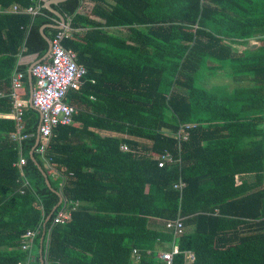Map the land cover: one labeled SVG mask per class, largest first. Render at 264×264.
Returning <instances> with one entry per match:
<instances>
[{
    "label": "trees",
    "instance_id": "1",
    "mask_svg": "<svg viewBox=\"0 0 264 264\" xmlns=\"http://www.w3.org/2000/svg\"><path fill=\"white\" fill-rule=\"evenodd\" d=\"M14 5L41 14L0 13L6 112L14 71L28 72L19 58L45 57L42 28L52 39L62 22L44 0H0ZM53 8L70 25L64 47L88 73L68 95L74 122L55 128L44 153L36 108L27 105L23 141L10 138L15 119L0 118V264L27 260L28 230H40L36 257L44 231L51 234L52 264H132L136 248L137 264H166L159 251L170 244L173 264H264V0H66ZM218 73L231 82L208 86ZM184 124L191 128L180 144ZM166 152L174 162L160 167ZM62 198L83 205L57 224ZM178 218L188 228L174 238L165 222Z\"/></svg>",
    "mask_w": 264,
    "mask_h": 264
},
{
    "label": "built area",
    "instance_id": "2",
    "mask_svg": "<svg viewBox=\"0 0 264 264\" xmlns=\"http://www.w3.org/2000/svg\"><path fill=\"white\" fill-rule=\"evenodd\" d=\"M0 12H3L1 7ZM8 12H26L33 15H38L40 13L39 9L33 7L22 9L18 5L12 6ZM66 29L69 30V25L66 26ZM66 35V32H61L53 40L50 62L39 63L32 68V75L36 79L32 94V103L40 112V135L41 138L45 139L39 147L38 151L40 153H44L49 147L55 128L61 125L68 126L73 123L74 116L78 110L74 105L68 103L67 98L70 92L77 91L82 87L87 75V69L77 63L76 54L63 46V40L67 37ZM25 77V72L20 70H16L12 77L13 91L10 96L13 100V109L18 123V131L13 132L10 136L14 141H23L28 137L22 124L27 104L18 96V91L22 88ZM190 128V124L180 126L176 133V137L180 140V144L188 140V130ZM123 149L128 150V147L123 146ZM172 162H174L173 156L166 152L165 155L162 156L159 166L163 167L167 163ZM16 164L22 171L23 166L26 164V159L21 157ZM69 205L70 203L66 201L64 209L59 212L58 216L55 218L56 223H64L69 219L70 214L65 210ZM166 227L168 230L173 231L175 237H178L184 231V224L180 219L177 221H167ZM34 237V232L29 231L27 233V239L23 243L24 251H29ZM133 255L136 258V262H138L140 260L138 251L134 250ZM173 256L174 252L163 251L160 253L161 260L165 261L167 264H172ZM30 263L31 259H27L25 262H18V264Z\"/></svg>",
    "mask_w": 264,
    "mask_h": 264
},
{
    "label": "clouds",
    "instance_id": "3",
    "mask_svg": "<svg viewBox=\"0 0 264 264\" xmlns=\"http://www.w3.org/2000/svg\"><path fill=\"white\" fill-rule=\"evenodd\" d=\"M45 1V3L47 2V0H44ZM1 7V6H0ZM2 8V7H1ZM28 8H30V7H28ZM10 8H8V9H3L2 8V10H3V12H0V13H10V12H8V10H9ZM22 9H26V8H22ZM38 9V8H37ZM15 14H30V13H26V12H20V13H15ZM39 14H41V12L39 13ZM38 14V15H39ZM33 16H37V15H33ZM65 21H64V23L63 22H61V23H58V32L55 34V36H54V38H50V40H51V50H50V56L48 57V58H46V59H50L51 60V52H52V43H53V40L55 39V37L59 34V33H61V32H66V34H67V32H68V30L66 29V26L67 25H69V23H67L66 22V19H64ZM70 26V25H69ZM50 27H53L52 25L50 26ZM45 28H46V26H45ZM43 29V28H42ZM44 31H45V29H44ZM118 32V31H117ZM122 32V31H121ZM45 33V32H44ZM118 34H121L120 32H118ZM67 37H65L64 38V40L66 39ZM63 40V41H64ZM251 41V40H250ZM250 43V42H249ZM64 46V45H63ZM250 46V45H249ZM49 51V50H48ZM47 56V55H46ZM45 56V57H46ZM45 57H43V58H45ZM43 58H36V60H35V62H33L32 64H31V66H28V69H30V73H31V75H32V68L36 65V64H39V63H47V62H44L45 60H42ZM50 60H49V62H50ZM39 61H41V62H39ZM78 63V62H77ZM19 70V69H18ZM22 72H24V71H22ZM88 73V72H87ZM25 74H26V77L27 78H29V71L28 72H25ZM87 76V75H86ZM26 77H25V79H26ZM32 77H33V75H32ZM85 79H86V77H85ZM33 80L35 81L34 82V85H35V83H36V79L33 77ZM86 81V80H85ZM94 82V81H93ZM85 83V82H84ZM34 85H33V88H34ZM84 85V84H83ZM82 85V86H83ZM80 90V89H79ZM28 105V104H27ZM32 106H33V103H32ZM28 107V106H27ZM34 107V106H33ZM35 108V107H34ZM78 110V109H77ZM40 113V112H39ZM78 113V112H77ZM76 113V114H77ZM75 114V115H76ZM74 122V121H73ZM40 124H41V120H40ZM39 128H40V125H39ZM38 128V129H39ZM40 139H41V135H40ZM47 162V165H48V167L49 168H51L52 169V171H53V174H55L56 176H60L63 180H64V177L62 176V174L60 173V172H58L51 164H50V162L47 160L46 161ZM66 201H68L69 203H70V205L69 206H71V207H67L65 210L66 211H68L69 212V214H70V217H69V219H67L65 222H68V221H70V220H72V216H73V212L74 211H77L78 210V208L80 207V206H82L83 205V203H81L80 201H69L68 199H66V198H62V200H61V203H64V202H66ZM64 209V208H63ZM62 211V210H61ZM61 211H59V212H61ZM178 219H180V220H182L181 218H178ZM178 219H174V220H167V221H177ZM167 221L165 222V225L167 224ZM64 222V223H65ZM182 222H183V224H184V231H183V233L181 234V235H179V236H182L183 234H185L186 233V231H187V228L188 227H186V225H185V223H184V221L182 220ZM58 224V223H57ZM59 224H63V223H59ZM166 229H167V227H166ZM168 230V229H167ZM30 230H28L27 232H26V234H25V237H24V239H23V241H22V243H21V247H20V250L21 251H23V253L25 254H27V259H31V263L30 264H32L33 263V260L36 258V259H38L39 258V260H41V262H42V264H52V261H50V259H49V250H50V241H51V234L50 233H48V235H47V238H45V236H46V231H44V234H43V237H42V240H41V246H40V249H39V255L36 257V255H34V249H35V237H36V235L37 234H39L40 233V230L39 231H36V232H34L35 233V237L32 239V242H31V246H30V248H29V251H24V249H23V243L26 241V239H27V233L29 232ZM171 231V230H170ZM172 232V234H173V236H174V238H178V237H175V235H174V233H173V231H171ZM166 247H168V246H170V248L172 249V250H170V251H168V252H174V255L176 254V252H175V249H174V246H173V244H170V245H165ZM134 250H137L138 251V255H140V251L136 248V249H134ZM134 250H133V252H132V264H137V263H139L140 261H141V258H142V256H140V260L138 261V262H136V258H135V256L133 255V253H134ZM163 251H167V250H160L159 251V257H160V253L161 252H163ZM161 259V258H160ZM173 260H174V256H173ZM21 261H23V260H21ZM20 262V261H19ZM165 262V261H164ZM166 263V262H165ZM18 264V263H17ZM167 264V263H166ZM172 264H173V262H172Z\"/></svg>",
    "mask_w": 264,
    "mask_h": 264
},
{
    "label": "crops",
    "instance_id": "4",
    "mask_svg": "<svg viewBox=\"0 0 264 264\" xmlns=\"http://www.w3.org/2000/svg\"><path fill=\"white\" fill-rule=\"evenodd\" d=\"M252 42H254V43H256V44H258L259 45V41L257 40V39H252L251 41H250V43H249V45H251V46H249V47H252L254 44L252 43ZM47 55V54H46ZM38 57V55H27V56H22V57H20L19 58V61H18V65L19 66H31V64L33 63V62H35V60H36V58ZM16 70H18V69H16ZM15 70V71H16ZM14 71V72H15ZM28 71H29V69H28ZM13 75H14V73H13ZM13 75H12V77H13ZM28 79V81H26V79L24 80L25 82H23V86H22V88L21 89H19V91H18V96H20L21 97V99L22 98H25L26 100H27V97H28V95H27V92L29 91V93L31 92V80H30V78H27ZM33 85H34V80H33V83H32ZM28 87H29V90H28ZM91 98H94L93 96L91 97ZM67 100H68V98H67ZM69 103V102H68ZM27 104L28 105H31L32 106V104H31V93H30V95H29V97H28V100H27ZM25 113H26V111H25ZM16 115H15V112H14V109L12 108L11 109V111L10 112H6L5 110L3 111V110H1L0 109V118H4V119H11V118H13V119H15V121H16V117H15ZM22 124H23V126H24V130H25V115H24V118H23V122H22ZM80 125V124H79ZM16 126H17V130L15 131V132H17L18 131V123H17V121H16ZM260 128H262L263 130H264V123L260 126ZM98 133H101L102 135H105V131H103V130H99V131H97ZM12 134V133H11ZM11 134H10V136H11ZM11 138V137H10ZM54 175V177H56V175L55 174H53ZM190 261H192V259H190Z\"/></svg>",
    "mask_w": 264,
    "mask_h": 264
},
{
    "label": "water",
    "instance_id": "5",
    "mask_svg": "<svg viewBox=\"0 0 264 264\" xmlns=\"http://www.w3.org/2000/svg\"><path fill=\"white\" fill-rule=\"evenodd\" d=\"M64 1H66V0H47V2L45 3V7L48 9V10H50L51 12H53L56 16H58L60 19H61V21L64 23V19H65V17L63 16V15H61L58 11H56L54 8H53V5L54 4H58V3H60V2H64ZM44 29H45V26L43 27V29H42V33H43V35H44V37L47 39V41H48V43H49V51L47 52V56L45 57V58H43L42 60H45L46 58H48L49 56H50V50H51V40H50V38L44 33ZM39 62H41V61H39ZM31 69V68H30ZM30 69H29V78H30V80H31V104H32V94H33V90H34V88H33V77H32V75H31V73H30ZM39 141H40V128L38 129V142H37V145H36V148H37V146H38V144H39ZM42 170V172L44 173V175L46 176V178H47V175H46V173H45V171L43 170V169H41ZM47 183H48V185L49 186H51V183H50V181L49 180H47ZM43 241V240H42Z\"/></svg>",
    "mask_w": 264,
    "mask_h": 264
},
{
    "label": "rangeland",
    "instance_id": "6",
    "mask_svg": "<svg viewBox=\"0 0 264 264\" xmlns=\"http://www.w3.org/2000/svg\"><path fill=\"white\" fill-rule=\"evenodd\" d=\"M90 9H91V6L86 4V6L84 7V11L88 13V12H90ZM252 43L254 44L252 47H257L258 46V44L254 43V42H252ZM239 48H240V50L243 49V47H241V46H239ZM229 82H231V80L228 77H226L222 73H218L216 76L210 78L207 81V84H208V86H213V85H216V84H224V83H229ZM53 178H55V177L53 176ZM37 252H38V248H37V244H36L35 245V249H34V255H36Z\"/></svg>",
    "mask_w": 264,
    "mask_h": 264
}]
</instances>
